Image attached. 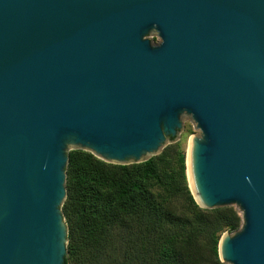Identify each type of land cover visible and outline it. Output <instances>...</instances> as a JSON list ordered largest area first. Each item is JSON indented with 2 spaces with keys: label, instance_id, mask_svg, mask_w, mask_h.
<instances>
[{
  "label": "water",
  "instance_id": "1",
  "mask_svg": "<svg viewBox=\"0 0 264 264\" xmlns=\"http://www.w3.org/2000/svg\"><path fill=\"white\" fill-rule=\"evenodd\" d=\"M181 113L219 260L264 264V0H0V264H63L67 151L142 162Z\"/></svg>",
  "mask_w": 264,
  "mask_h": 264
},
{
  "label": "trees",
  "instance_id": "2",
  "mask_svg": "<svg viewBox=\"0 0 264 264\" xmlns=\"http://www.w3.org/2000/svg\"><path fill=\"white\" fill-rule=\"evenodd\" d=\"M131 164L67 151L63 264H226L217 243L240 225L232 206L200 208L186 182L181 140Z\"/></svg>",
  "mask_w": 264,
  "mask_h": 264
},
{
  "label": "rangeland",
  "instance_id": "3",
  "mask_svg": "<svg viewBox=\"0 0 264 264\" xmlns=\"http://www.w3.org/2000/svg\"><path fill=\"white\" fill-rule=\"evenodd\" d=\"M200 131L195 127L194 121H186V113L180 114V129L176 130L174 135V140H181V146L184 149V156L187 158L188 149L190 147L189 140L191 138H199ZM169 141L165 138L164 144H167ZM70 149V146L66 147V150ZM186 153V154H185ZM187 169V166H186ZM237 213H239L238 206H232Z\"/></svg>",
  "mask_w": 264,
  "mask_h": 264
},
{
  "label": "bare ground",
  "instance_id": "4",
  "mask_svg": "<svg viewBox=\"0 0 264 264\" xmlns=\"http://www.w3.org/2000/svg\"><path fill=\"white\" fill-rule=\"evenodd\" d=\"M190 147L192 145L191 141H190ZM190 147L188 149V153L186 154L187 155V158H185V166H187V169H186V178H187V184H188V187L191 191V193L193 194L195 200H197L199 202V197L195 194V186H194V182H193V178H192V175H191V168H190V163H189V150H190Z\"/></svg>",
  "mask_w": 264,
  "mask_h": 264
}]
</instances>
